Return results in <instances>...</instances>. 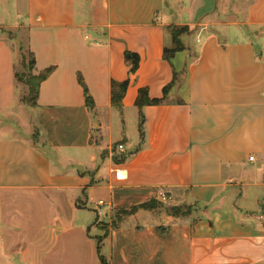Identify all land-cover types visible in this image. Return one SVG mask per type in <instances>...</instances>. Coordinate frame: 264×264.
<instances>
[{
  "label": "crops",
  "instance_id": "0c3cea01",
  "mask_svg": "<svg viewBox=\"0 0 264 264\" xmlns=\"http://www.w3.org/2000/svg\"><path fill=\"white\" fill-rule=\"evenodd\" d=\"M261 29L264 0H0V264H264ZM161 192L188 213L112 226Z\"/></svg>",
  "mask_w": 264,
  "mask_h": 264
},
{
  "label": "trees",
  "instance_id": "16d2710c",
  "mask_svg": "<svg viewBox=\"0 0 264 264\" xmlns=\"http://www.w3.org/2000/svg\"><path fill=\"white\" fill-rule=\"evenodd\" d=\"M174 29H177V28H174ZM180 29L189 30L188 27H181ZM174 31H176V30H174ZM174 31H173V42H174L175 46L173 48H171V49H167L166 50L165 54H166L167 57L173 55L176 51H179L182 48L180 36L182 34H184V33L182 31L180 34H176V32H174ZM178 44H179V47L176 46ZM129 60L133 61V66L134 67L137 66L136 57H134V59H133V57H128L127 56V61H129ZM32 63H33L32 65H34V58L33 57H32ZM53 70H54L53 67L47 68L42 73L36 75L35 77H31L29 79V81L26 82V84L29 87V94L25 98V101L27 103L34 104L36 102V98L38 96L39 87H40L41 83L48 78V76L52 73ZM80 82L83 84L81 78H80ZM126 87H127L126 83L113 84V86H112V101H113V103L116 106L121 105V101H122V98H123V96L125 94ZM85 96H86V104H87V106L89 108H93L94 107V102H93L92 98L89 96L86 88H85ZM161 102H162V100H160V99H157V100L150 99L148 97L147 91L144 90V89L140 91L138 99H137V104H138L139 107H144V106L149 105V104H157V103H161ZM141 126H142V124H141ZM151 203H157V201L156 200H152L149 203H145V204H141V205H138V206H134V207H132L129 210H119L118 212H120V214L125 212V215L127 216V215H130V214H133L134 212H136L139 209L149 207V205ZM187 209L189 211V208H187ZM188 211L186 213H188ZM117 219L120 222L122 220V217L121 218L117 217ZM119 222L113 223L112 226H114V227L118 226ZM105 235H107V232H106ZM100 242H101V240H99L98 244H97L98 251L100 249ZM101 264H107V263L104 260H102V258H101Z\"/></svg>",
  "mask_w": 264,
  "mask_h": 264
},
{
  "label": "rangeland",
  "instance_id": "374dc122",
  "mask_svg": "<svg viewBox=\"0 0 264 264\" xmlns=\"http://www.w3.org/2000/svg\"><path fill=\"white\" fill-rule=\"evenodd\" d=\"M176 28L177 29L173 28L172 34H173L174 30H176V31H174V32H176V34H180L182 31H183L184 34L189 33V30L180 29L181 27H176ZM221 35L223 36L224 33L222 34V32H221ZM258 35L261 36L258 39V46L261 49V53L264 54V29H261L258 32ZM20 44H22V43L19 42L18 45H20ZM174 46H175V44L173 42V46L172 47H174ZM176 46L179 47V44L176 45ZM22 55H23L22 59L24 61V64H22V63L19 64V66H18L19 72L18 73H19V77H20V79L22 81L28 82L31 77H35L36 76V74L34 72V69H33L34 65H32L33 64L32 63V56L26 49H24L22 51ZM136 131H137V126H134L133 128L132 127L130 128V132L132 133L131 135L135 134ZM115 136H116V134H115ZM118 137L119 136H116L115 139H117ZM169 203H170L169 201L165 202V203H161V205L151 203L150 207L156 208L158 210V213H161V214L162 213H166L167 215H170L172 217H178L179 215H183V214H185L188 211L186 206H183L184 204H181V206H177V207H174V206L168 207ZM125 216H126L125 212L121 213V214H120V212H115L114 213V221H113V223L119 222L117 217L118 218L122 217V219H123ZM99 226L102 227V228H107L108 225L105 224V223H99ZM93 233H96V231L93 230Z\"/></svg>",
  "mask_w": 264,
  "mask_h": 264
},
{
  "label": "built area",
  "instance_id": "2783aa9c",
  "mask_svg": "<svg viewBox=\"0 0 264 264\" xmlns=\"http://www.w3.org/2000/svg\"><path fill=\"white\" fill-rule=\"evenodd\" d=\"M118 147H119L120 150H123V145L120 144ZM253 159H254V157L251 156V157H250V160H253ZM159 199H160L163 203L169 201V197H168L167 194L164 193V192L159 193ZM102 203H103V202L100 201L99 204H102Z\"/></svg>",
  "mask_w": 264,
  "mask_h": 264
}]
</instances>
